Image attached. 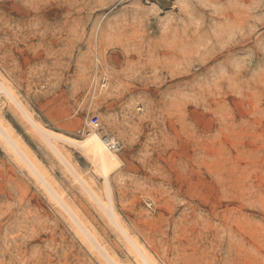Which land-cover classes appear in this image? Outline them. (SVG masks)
I'll return each instance as SVG.
<instances>
[{
    "label": "rangeland",
    "instance_id": "obj_1",
    "mask_svg": "<svg viewBox=\"0 0 264 264\" xmlns=\"http://www.w3.org/2000/svg\"><path fill=\"white\" fill-rule=\"evenodd\" d=\"M3 85L121 165L0 91V264H264V0H0Z\"/></svg>",
    "mask_w": 264,
    "mask_h": 264
},
{
    "label": "bare ground",
    "instance_id": "obj_2",
    "mask_svg": "<svg viewBox=\"0 0 264 264\" xmlns=\"http://www.w3.org/2000/svg\"><path fill=\"white\" fill-rule=\"evenodd\" d=\"M2 83V82H1ZM0 91H4L11 99L12 103H14L16 105V107L19 108V110L21 111V113L24 115L25 119L28 120V123L31 124V126L33 128H35V130H37L38 133H40L42 135V137L45 140L51 141L52 142V146L53 148L56 149V152L59 153V155H63L64 153H62V151H59V145H57L58 140L65 142V144H69L70 146L73 147H79L82 148L87 154H89L91 156V159L93 161V163L95 164V166L98 169V173H100L99 175H101L103 177V181L105 183V187L107 188L108 192H109V199L111 201V196H110V191H111V187H110V175L112 174V172L116 169H118L121 165V159L118 156L117 153L111 151L108 149L107 146V141H105L103 139V137L101 136V133H98L89 123H86V127L84 130V137H82V139H75V138H71V137H67V136H63L59 133H55L53 131H50L48 129L43 128L41 125H39L38 123H36V121H34V119L31 117V115H29V113L25 110V108H23V106L19 103V101L17 100V98H15V96L13 95V93L11 92V90L9 88H7L6 86H2V88H0ZM2 93V92H1ZM10 101V102H11ZM14 105V106H15ZM26 120V121H27ZM2 126V125H1ZM2 130L4 129L5 133L7 134L6 137L9 138V140H11L19 149L20 153L24 156V159H26L27 164L31 167L32 172L37 175L38 177L42 178L45 182H48V180L45 177V174L40 170V168L35 164V162L29 157V155L18 145L17 141L14 140L13 135L6 129L1 127ZM1 130V131H2ZM3 132V131H2ZM104 135L106 136L107 140H110L112 142H116L118 143V141H116L115 139V134L110 136L108 135L104 129H103ZM4 137V135H3ZM11 144V143H10ZM14 144H12L14 146ZM60 144V143H58ZM119 144V143H118ZM51 145V144H50ZM52 146H50L52 148ZM64 146V145H63ZM15 147V146H14ZM120 147V144H119ZM16 149V148H15ZM17 149V150H18ZM63 149V148H60ZM64 150V149H63ZM82 151V150H81ZM15 152V151H14ZM64 156V155H63ZM63 158V157H62ZM66 162V161H65ZM78 178L80 177L82 180V176L80 174H77ZM85 179V178H84ZM85 180H83L84 183ZM87 184V186L89 187V189L97 196V194L94 192L95 190H93V185L90 184L89 182H85ZM86 184L84 186H86ZM52 184H49V187ZM86 186V187H87ZM53 188V187H52ZM93 194V195H94ZM59 198L62 200V194H58ZM98 197V196H97ZM101 197V196H100ZM99 197V198H100ZM104 199V198H103ZM99 201H101L99 199ZM104 201V200H103ZM109 201V200H108ZM102 202V201H101ZM66 203V201H65ZM110 204V203H109ZM66 207V206H65ZM64 208V207H63ZM110 209V208H109ZM112 210V209H111ZM109 211V210H108ZM110 212V211H109ZM113 212V210L111 211ZM72 216V215H71ZM71 218V217H70ZM113 219V218H112ZM115 220V219H114ZM77 222V220H76ZM80 224V223H79ZM120 224V223H119ZM84 228V225H83ZM119 228V227H118ZM121 228V227H120ZM82 229V228H81ZM85 229V228H84ZM123 230V228L121 229ZM125 230V229H124ZM82 231V230H81ZM86 231V230H84ZM89 231V230H88ZM126 231V230H125ZM83 232V231H82ZM124 232V231H123ZM122 232V233H123ZM84 233V232H83ZM87 233V232H86ZM89 233V232H88ZM125 233V232H124ZM129 235V234H128ZM87 236V235H86ZM124 236V235H123ZM93 237V236H91ZM130 241L133 243V245L138 249L137 247V243H135L133 240L130 239ZM132 246V245H131ZM135 248V250H136ZM142 252V259L149 263V264H153V262L151 261V259L144 253L145 251L139 247L138 250H140ZM136 252V251H135ZM138 253V252H137ZM139 253V254H140ZM110 258V257H109ZM108 258V259H109ZM116 264V263H115Z\"/></svg>",
    "mask_w": 264,
    "mask_h": 264
},
{
    "label": "built area",
    "instance_id": "obj_3",
    "mask_svg": "<svg viewBox=\"0 0 264 264\" xmlns=\"http://www.w3.org/2000/svg\"><path fill=\"white\" fill-rule=\"evenodd\" d=\"M89 124L98 132V133H101V136L103 137V139L105 141H107V146H108V149L113 151V152H118L120 147H119V144L116 143V142H112L110 140H107L106 136L104 135V132H103V128L100 124V119L98 116L96 115H93L89 118Z\"/></svg>",
    "mask_w": 264,
    "mask_h": 264
}]
</instances>
